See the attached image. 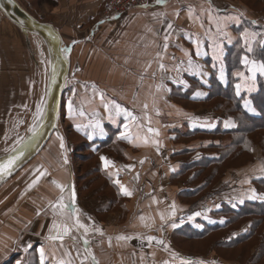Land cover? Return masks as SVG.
<instances>
[{"label": "crops", "instance_id": "obj_1", "mask_svg": "<svg viewBox=\"0 0 264 264\" xmlns=\"http://www.w3.org/2000/svg\"><path fill=\"white\" fill-rule=\"evenodd\" d=\"M17 1L23 5V8L25 6L26 11L32 13L38 21L50 23L60 33L63 43L65 28L87 29L94 25L95 30L97 26L102 28L98 35L99 39H102V34L110 33V48L106 52L94 51V58L100 59L99 66H80L77 77H74L76 81L74 86L78 90L77 104L79 102L84 107L92 106L88 115L82 118L79 116L82 107L77 105L78 120L73 121L72 124L75 128L80 125L81 130L76 129V137L72 139L74 143L71 142V135H68L67 131L56 132L31 162L0 185V264H18V262L19 264H39L38 249L40 247L45 248L49 259L53 252L60 257L65 249L71 251L73 257L76 255V247L83 252L82 242L74 245L71 239L66 238L64 248L61 249L54 247L45 239L53 220L48 202L55 201L59 196V190L51 183L52 180L75 188L76 206L81 210L82 222L92 229L88 239L91 241L90 246L99 264H163L164 261L180 264L179 260L173 261L171 254L165 251L163 246L156 245L155 242L149 246L146 240L149 235L163 239L171 252L193 263L199 264L204 259L212 264L213 261L215 264H230L220 259L210 249L206 255L199 256L177 248L175 243L178 229L186 227L200 231L207 225H222L225 219L218 215L224 206L230 205L237 208L246 202L259 200H249L246 194L249 189L256 191L257 182L264 179V173L260 171L261 167H264V158L256 145L251 148V162L225 172L220 183L227 185L226 190L194 205H191V200L185 194L187 187L189 190L196 188L195 184L188 186L191 183L192 174L185 177L176 175L179 168L186 162L217 157L213 149L200 150L203 141L206 144L211 143L210 139L213 138L215 129L229 131L235 128L224 127L225 121L230 119L234 122L232 118L225 117L204 103L196 104L208 95L213 67H218L216 76L219 79L220 68L223 66L220 61L214 59L213 38L216 30H212V24L207 26L203 20L204 13L210 11L208 0H166V6L157 5L153 0L150 7L127 11L128 13L120 17L121 19L109 23L110 29L103 28V25L107 23L102 22L105 0ZM189 5L195 10L196 19L189 18L187 10ZM211 5L217 12L216 14L212 12L213 17L223 18L240 12L244 13L239 25L229 23L226 28L232 37L231 42L226 37L222 40L216 38L223 47V58L226 50L235 43H240L242 47L240 34L236 32L241 21L247 22L250 27L264 26V16L251 13L241 2L211 0ZM34 8L47 16L36 14ZM162 13L166 15H160ZM252 21L256 23L252 24ZM169 22L173 24L172 30L167 29ZM89 24L91 25L88 27ZM15 30L13 25L0 14V51L10 49L7 46V39L13 42L14 47L16 46ZM230 31L234 32L230 33ZM168 32H170V38L165 52L163 51L164 35ZM197 40L201 43L199 56L196 55L195 41ZM88 46H85L82 51L80 60L89 58L92 50L88 49ZM185 52L191 54L193 63L199 66V71L186 70ZM157 53H162V60L157 59ZM149 63L151 67H147ZM161 63L165 65L166 70L160 69ZM240 65V71L249 75L244 66L241 63ZM177 67L180 69L178 72L174 70ZM223 69L225 74L223 83L227 84L229 80H232L235 95V84L240 82L234 75L237 70L228 75L224 66ZM263 77L257 76L255 91L241 93L244 109V100L252 101L251 97L262 87L258 79L263 80ZM218 82L222 81L219 79ZM262 83L264 88V80ZM158 84L163 85L160 91L156 90ZM68 87L69 84L65 86L62 101L64 98L66 100L69 98L70 101L71 92ZM99 92L105 94L106 101L119 104L137 117L144 115L143 105L147 103V115L151 117V123L149 125L148 121H142L145 128L141 134H146L147 126L157 130L159 135L154 139L160 144L159 151L151 144L137 147L134 143L117 139L126 121L122 115L117 117L115 122L108 118L109 112L105 111ZM197 93L205 95L198 96ZM155 109H158L159 115L156 114ZM247 113L257 114L250 111ZM72 120L73 116L66 115L63 123ZM96 121H99L104 129V135H100L99 130L93 131L92 124ZM194 121L196 126H193ZM206 124H214L215 127L201 126ZM133 131L135 132L136 129ZM111 133H115L116 138L110 149L99 155L102 176L94 181L83 179L81 172L84 168L77 165L75 158L70 155L74 145L82 141H103ZM57 134L64 138L70 160L68 165H64L63 157L61 159L59 157L61 149ZM89 135L92 139L88 138ZM190 138L193 140L186 144V140ZM101 156L112 161L114 167L105 169ZM140 161H144L143 164ZM37 169L46 170L47 175L40 178L35 186L29 188L32 181L39 175ZM117 179L131 191V196L122 194L119 186L114 183ZM67 195L66 191L65 196ZM242 197L244 203L241 204L239 200ZM172 204L176 206V216L164 223L163 230H160L162 224L160 214L167 215L171 211ZM38 209L39 216L36 214ZM196 213L200 215L197 216ZM141 216L145 217L143 222L140 220ZM173 221L178 225L176 228L170 226ZM145 224L151 226L145 227ZM246 226L243 225L239 231L233 232V235L242 234ZM95 228H99L103 235L97 233ZM81 232L82 230L74 231V234L79 236ZM121 235L131 236L133 239L118 241L116 237ZM28 244L32 247L25 253L23 249Z\"/></svg>", "mask_w": 264, "mask_h": 264}, {"label": "trees", "instance_id": "obj_2", "mask_svg": "<svg viewBox=\"0 0 264 264\" xmlns=\"http://www.w3.org/2000/svg\"><path fill=\"white\" fill-rule=\"evenodd\" d=\"M232 1L241 2L251 13L264 16V4L261 5L264 0ZM24 9L26 10L25 6ZM245 28L264 34V26L250 27V24L245 21H241L239 28L236 29L237 34H240ZM259 38L258 36L257 39ZM254 48H256V52L251 54L252 58L264 59L256 45H254ZM243 54L240 43H235L226 50L223 66L228 75L241 69L240 57ZM217 71L218 67L214 66L208 95L203 101L196 102V104L204 103L214 111L222 113L225 117L232 118L236 127L229 131L215 129L213 135L210 134L213 136L210 139L211 143L206 144L203 141L200 150L213 149L217 155L216 158L189 161L179 168L176 175L185 177L192 174L191 183L188 186L196 185L195 189L189 190V187H187L185 191L187 198L191 200V205L214 197L226 190L227 185L220 183L225 172L229 169L243 167L251 162V148L253 146L256 145L260 148L264 158V88L262 83L264 77L263 80L258 79L262 86L259 88V92L251 97L252 107L255 108L257 113L252 115L242 107L241 97L234 95L232 89L234 82L232 80H229L227 84L218 82ZM214 81L216 82L214 83ZM73 121L76 120L70 121L68 127L64 129L68 132V135L76 134V131L72 130ZM114 134L111 133L105 140L99 142L82 141L78 145L73 144V157L75 159H77L75 153L80 152L81 147L86 152L85 155L80 157L82 160L80 164L84 168L83 179L88 181L100 179L102 175L99 155L110 149L116 138ZM192 140V138L187 139L185 143L188 144ZM255 188L257 193L264 194V179L259 180ZM218 217L225 219L222 225H207L200 231L186 227L178 229V235L175 238L176 247L194 255H201L200 250H206L210 246L208 249L222 260L235 261L238 264H264V201L246 202L237 208L230 205L224 206ZM243 225H247L245 231L242 234L233 235V232L239 231Z\"/></svg>", "mask_w": 264, "mask_h": 264}, {"label": "snow or ice", "instance_id": "obj_3", "mask_svg": "<svg viewBox=\"0 0 264 264\" xmlns=\"http://www.w3.org/2000/svg\"><path fill=\"white\" fill-rule=\"evenodd\" d=\"M155 3L157 5L166 6V0H155ZM209 3V9L208 12L209 21L215 22L216 27V33L214 39V59L220 61L221 65L223 64V47L219 40H222L223 38H227L229 42H231L232 37L229 35V33L226 31V28L228 27L229 23H235L239 25L241 17L244 16L243 12H240L237 15L234 16H225L223 18L219 16H212V12L215 11V9L212 8L211 0H208ZM142 7H149V5H141ZM188 12H189V18L190 19H196L194 15V9L192 6H188ZM160 15H166L164 13ZM179 15V13H177ZM252 24H255L256 21H252ZM203 26V25H201ZM167 29L172 30L173 24L169 22L167 24ZM151 31V29H149ZM260 37L257 39V37ZM170 38V32L166 33L164 35V44H163V51H167L168 48V40ZM216 38H219L216 39ZM239 39L243 42L242 48L244 51V55L240 57V63L244 66L247 73L249 75H245L244 71L237 70L234 75L239 79V83L235 84V95L237 97L241 96L242 92H253L256 90V81L257 76H264V59H257L252 58L249 54H255L256 48H254V45L260 50V55L264 57V34L256 33L254 31H250L249 29L245 28L240 33ZM195 47H196V55L199 56L201 43L199 40L195 41ZM70 49L63 48L61 49V52L64 54L65 58L67 57L68 52ZM206 54V53H205ZM157 59H163L162 53L156 54ZM185 56L187 57V69L186 70H192V71H199V66L193 63L191 54L188 52H185ZM147 67H151V64L149 63ZM161 70H166L165 65L161 63L159 65ZM175 71H179V67L174 69ZM56 77V70L55 66H53L51 78L52 82H55ZM219 79L223 82L225 81V74L223 66L220 68V75ZM183 83V81H181ZM95 88V86H93ZM163 87V85H156V90L160 91V89ZM99 98L101 100V103L103 104V107L105 111L109 112V119L112 122L116 121V118L119 116H123L124 120L126 121L123 123V130L120 131L119 136L117 139L125 140L129 143H134V146H148L149 144L156 147L157 151H159L160 144L159 142L154 139V137L159 135V132L155 130L154 128L147 126L146 134H141L145 128V125L142 123V121H148L149 125L151 123V117L147 115L148 110V104L145 103L143 105L144 109V115L142 117H137L133 115L131 111H129L126 108H122L119 104L113 102V101H106L105 94L103 92L98 93ZM198 96L205 95L203 93H197ZM46 101L44 99H41L40 103L36 106V111L34 114V123L33 125L28 129V131L32 134V136H36L39 133L40 128L43 126L42 121L46 115ZM244 107L247 111L255 112V108L252 107L251 101L244 100ZM156 110V114L159 115L158 109ZM75 110L73 108L72 101L68 102V115L69 117H72ZM81 116L84 115L83 111L79 113ZM193 126H196V121L193 122ZM201 126H207V127H215L214 124H206ZM225 128H234L236 127L235 123L232 120H227L224 122ZM93 131L99 130L100 135H104V129L101 127L99 121H96L92 124ZM133 129H136L134 132ZM81 130V126L77 125V131ZM89 139H92V136H88ZM57 139L59 140V147L61 149L62 155H63V164H68V157H67V149L65 146L64 138L57 134ZM21 140H17V144H20ZM24 145L26 146L28 144L27 140L23 141ZM6 151H8L6 149ZM11 152L15 153L17 152L16 148L11 149ZM23 155V148L20 149L19 153L16 155L9 154V157L3 162L0 163V179H2L6 175L11 174V170L15 167L17 161L20 159V157ZM101 161L103 162V165L105 169L109 167H114L113 162L108 160L106 157L101 156ZM144 161H140L141 164H143ZM174 170V169H173ZM39 175L32 181V184L29 185V188L35 186L39 179L47 175V171H41L40 169L36 170ZM260 171L264 173V167H261ZM111 176V173H109ZM138 179V176H137ZM51 183L59 190V196L55 201H49L48 202V208L51 210L52 213V224L48 229V235L45 237L46 240L50 241L54 247H58L63 249L64 248V241L66 238L71 239L74 245H76L78 242H82L83 244V252L80 251L79 247L75 248L76 255L75 257L72 256V252L65 249L63 254L60 257H57L55 255V252L51 254V258L49 259V254L46 252L44 247H40L38 249L39 252V264H99V261L96 259L95 255L93 254L92 248H91V241L88 239V235L92 229L89 228L88 225L82 222L81 220V210L76 206V200H77V193L73 186L70 185H64L56 180H52ZM114 183H116L119 186L120 191L124 196H131L132 193L129 191L124 185L120 184L119 180H115ZM245 183H250V181H245ZM67 191L68 195L65 196V192ZM246 198L249 200H255L259 199L264 201V194H257V192L254 189H249L248 194H246ZM67 201V202H66ZM239 203H244V198L242 197L239 200ZM37 216L40 215V210H37ZM196 215H200V213H196ZM176 216V206L175 204L171 205V211L165 215L163 213L160 214V220L162 222L161 229L163 230V224L166 223L169 220H172ZM60 217V220H57L56 218ZM90 219V218H89ZM141 222L145 220V217H140ZM223 223V221H221ZM145 227H150L151 225L145 224ZM172 228H176L178 225L173 221L170 225ZM82 230L81 234L79 236L74 234V231L79 232ZM95 231L99 233L100 235H103V232L99 228H95ZM140 238V237H137ZM116 239L118 241H126L131 240L133 237L131 236H117ZM146 240L148 242L149 246H152L153 242H155L156 245L163 246V249L165 251H168L173 261L179 260L180 264H193V261L191 260H185L181 257H179L176 253L171 252V249L168 247V245L165 243L163 239H157L154 236H147ZM109 244L111 245V240H109ZM32 247L31 244H28L23 251L25 253L28 252V250ZM141 260L143 261V257H141ZM19 264V262H18ZM163 264H170L169 261H164ZM199 264H204L203 261H200ZM213 264L215 262L213 261Z\"/></svg>", "mask_w": 264, "mask_h": 264}, {"label": "rangeland", "instance_id": "obj_4", "mask_svg": "<svg viewBox=\"0 0 264 264\" xmlns=\"http://www.w3.org/2000/svg\"><path fill=\"white\" fill-rule=\"evenodd\" d=\"M152 1L153 0H150V2ZM263 4L264 1H262L261 5ZM34 10L35 13L38 15H45V17L47 16L46 14H44V12H41L39 9L34 8ZM137 10H141V9H132L129 10L128 12L137 11ZM128 12L127 11L124 12L120 17H122ZM213 13L216 14L217 12L213 11ZM42 20H46V19H42ZM116 20L104 17L102 19V22L103 23L107 22V23L103 25V28L106 27L104 29H110L109 23H112L113 21ZM203 20L205 21L207 26H211L212 24V30L213 29L216 30L215 22L213 21L210 23L209 21L208 12L204 13ZM90 25L91 24H89L88 27ZM13 27L16 29L15 30L16 46L14 47L13 42L11 43L7 39V46L10 49L6 51H0V159L3 158L5 155H7L9 152H11V149L15 148L18 145L17 140L22 141L27 136V134L30 133L28 129L34 123V114L36 111V106L40 103L41 99L45 100L46 98L50 69H51L50 54L44 40L38 35L28 34V33L26 34L21 32L15 26ZM93 27L94 25H92V28L86 27L87 29H83L79 27L78 28L67 27L65 29L63 28L65 35V42L63 43L64 46L63 48L66 47L67 49H70L65 59H67L70 62L71 69L75 65H78L79 68L80 66L81 67L84 66L95 67V65L99 66L100 59L99 57L97 59L94 58V51L100 53V51L106 52L109 50L110 33L106 32L102 34L101 36L102 39H99L98 35L102 28H100L101 26H97L96 27L97 30H95V27L94 28ZM233 32L234 31H230V33ZM70 45H72L71 48ZM87 45H89L88 49L92 50L89 55V58L85 57L80 60L81 53L85 49V46ZM201 51L203 53V49H201ZM223 65H224V58H223ZM77 72L73 77L69 76V78H67L65 83V86L69 84L68 89H70L71 92L70 101H72L73 108L75 110L73 114V119H75L76 121L78 120L77 105L82 107L81 111H83L84 115L81 116L79 114V116L82 118L88 115V112L91 110L92 107L90 105L88 107H84L83 105L79 104V102L77 104L78 90L74 86L76 84L74 77H77ZM89 78H94V77L89 76ZM215 82L216 81H214V83ZM68 102H69V98L67 100L64 98L62 101L60 114L58 117V124L55 132L56 131L60 133L64 132V129H66V127H68V125L70 124L69 121H66L65 124L63 123V118L66 117V115L69 116L67 111ZM76 129L77 126L76 128L75 126L72 127V130L74 132L76 131ZM75 137L76 135L72 134L70 139L72 140ZM78 144L79 143H77L76 145ZM6 149L8 151H6ZM73 154L74 153L71 151L70 155L72 157ZM75 154L77 158L75 159L76 164L82 167V165L80 164L82 162L80 157L85 155L86 152L82 150L81 147L80 152H76ZM59 157L60 159L63 157L62 152H60ZM67 157L69 158V155H67ZM69 161L70 160L68 159V164ZM72 161L74 164V160ZM79 171L81 172V169H79ZM82 174L83 171L81 172V175ZM208 248H210V246ZM206 250L201 249L199 252L201 255L199 256L206 255L209 249L207 251ZM202 261L204 262V264H212V262H209L204 259ZM228 263L238 264L235 261H228Z\"/></svg>", "mask_w": 264, "mask_h": 264}, {"label": "water", "instance_id": "obj_5", "mask_svg": "<svg viewBox=\"0 0 264 264\" xmlns=\"http://www.w3.org/2000/svg\"><path fill=\"white\" fill-rule=\"evenodd\" d=\"M0 14L21 32L41 37L48 48L51 59L49 83L45 98L47 104L46 115L42 121L43 126L40 128L38 135L33 137L31 133L27 134L21 143L15 147L17 152H9L0 159V163H3L9 157V154L16 155L23 148V155L11 170V174L0 179L1 185L33 160L55 132L66 80L69 76L73 77L75 75L78 65L71 69L70 62L63 56L61 49L64 46L60 33L50 23L40 22L34 18L17 0H0ZM53 66L56 70L54 83L51 78ZM24 140L28 141L26 146L23 143Z\"/></svg>", "mask_w": 264, "mask_h": 264}, {"label": "built area", "instance_id": "obj_6", "mask_svg": "<svg viewBox=\"0 0 264 264\" xmlns=\"http://www.w3.org/2000/svg\"><path fill=\"white\" fill-rule=\"evenodd\" d=\"M141 5H149L150 7L152 2L150 0H105L103 15L105 18L116 20L126 11L146 9Z\"/></svg>", "mask_w": 264, "mask_h": 264}, {"label": "bare ground", "instance_id": "obj_7", "mask_svg": "<svg viewBox=\"0 0 264 264\" xmlns=\"http://www.w3.org/2000/svg\"><path fill=\"white\" fill-rule=\"evenodd\" d=\"M62 48H63V47H62ZM62 54H63V53H62ZM63 56H64V54H63ZM31 161H32V160H31ZM31 161H30V162H31Z\"/></svg>", "mask_w": 264, "mask_h": 264}]
</instances>
